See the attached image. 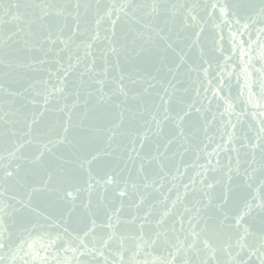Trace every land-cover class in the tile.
Masks as SVG:
<instances>
[{"label":"snow or ice","instance_id":"obj_1","mask_svg":"<svg viewBox=\"0 0 264 264\" xmlns=\"http://www.w3.org/2000/svg\"><path fill=\"white\" fill-rule=\"evenodd\" d=\"M12 7L16 12L12 13L9 10L6 15L11 16V21L25 24L27 31L18 28L17 32H13L6 39L0 36V48L11 49L16 53L40 52L46 58L48 53L53 51L52 46L58 42L63 45L60 51L69 48L72 36L62 38L64 29L59 26V21H66L68 17L76 21L73 35L79 31L82 20L87 23L90 12L95 15L97 29L105 21L110 25V29L106 30L103 37L107 42V49L102 73L96 71L94 60L91 64L85 63L79 84L73 85V90L68 91L69 85L66 82L68 73L81 64V58L77 57L76 64L69 63L67 68L61 65L58 69L62 70L64 75L57 78L58 86L52 92L36 93L37 96L43 95L44 110L39 116H43L44 111L49 110L48 105L53 99H56L57 103L61 99L64 101L55 109L67 117L61 125L62 132L42 143L40 151L31 160L23 155V150L26 145L33 143L32 132L33 125L38 123L37 114H32L31 122L25 121L27 131L18 133L16 129L10 128L4 133L5 136L19 137L12 141L13 149L8 152L9 158L25 160L31 165L39 166L46 177L41 186L31 188L27 201H19L21 208L16 209L18 212L31 207L32 193L58 192L57 185L70 179L76 169H84L87 165L91 177L93 162L99 161L101 157L115 158V167L112 168L114 175L108 174L103 181L104 192L108 193L111 188L112 196H98L94 201L95 188L91 182L88 183L84 189L87 192V199L79 204L84 212L83 233L69 234L71 240L67 242L68 247L64 250L73 254L72 259L57 260V264H246L240 259L241 254L245 252L249 259L256 257L259 264H264V195L258 202H246L244 211L236 216H232L226 207L229 203L231 192L229 185L233 173L244 176L247 181L253 180V174L257 171L264 174V66L255 69L260 77L259 100H253L249 85V102L253 103L254 107L262 109L259 113L261 117L258 121L259 127L254 130L252 137L247 134L237 137L236 125L230 118L226 121L232 131L227 133L226 142L217 145L215 151L217 157L220 151L234 152L236 165L232 166L230 158L225 173L227 185L219 197L214 194V190L221 181L213 183L209 180V169L202 165L204 171L197 173V176L201 177L198 182L199 188L195 187L197 184L195 179L191 181L193 185L191 192H199L202 198L195 200L193 207L189 208L184 204V197L189 194L188 184L181 185L183 193L177 190L175 200L170 203L169 198L164 196L161 190L165 188V182L173 168L178 175L180 173L179 166L175 164V157L182 156L180 149L187 151L186 142L189 135L184 127L185 118L190 117L193 111L200 113L201 109L195 107V104H186L181 111L173 115L172 104L179 91L177 85L182 83L177 76L185 63V57L180 55L179 63L174 67L165 61L169 50L176 51L173 45L180 39L181 32L188 28H199L200 32H203L201 21L194 14L197 5L188 7L168 4L164 0H151L150 3L126 0V3L116 8L115 5H102L99 0L95 4L82 3L81 0H76L74 4L71 2L56 4L45 0L43 3H17ZM217 7L227 23H235L245 29L249 27L248 23L241 24L235 13L232 14L233 20H228L231 5L227 3L211 5L213 10ZM181 8L185 10L184 13L179 12ZM178 15L183 16L179 24ZM257 15L264 20V0H261ZM122 19L129 25L138 26L129 27L134 36L130 42L131 46L117 40V24ZM0 22H3L2 18ZM200 32L194 33L196 38L192 41L193 45L198 44ZM18 33H22L20 39L13 40V36ZM100 38V32L97 30L83 46L90 50ZM46 44L49 45L47 48ZM108 54L115 58L114 68L118 75L111 78L115 87L105 91L112 66L107 59ZM85 55L90 56L91 52L87 51ZM121 55L139 62L134 65L132 72L120 70ZM203 55L201 50V56ZM69 59L71 60V57ZM261 59L264 60V55ZM35 62L44 64L47 61L39 59ZM204 62L208 63L207 60ZM149 68H154L156 74L166 69L172 74V79L167 82L158 79L156 74L148 71ZM192 71L197 69L189 66V72ZM203 71L207 77L208 68H204ZM245 73L247 77V69ZM85 75L88 77L87 80L84 79ZM138 84L141 86L138 89L131 87ZM157 85L162 91H153ZM199 94L197 91V95ZM217 95L218 90L213 91V96ZM70 96L73 98L71 104L67 103ZM175 102L182 103L178 99ZM29 103L35 105L39 101L33 98ZM224 103L226 107L221 116L231 114L233 111V105L229 100L224 99ZM78 108L82 110L78 121L74 123L72 111ZM66 109L69 111H65ZM253 116H256V113H253ZM85 121L89 122L87 137L77 139L69 135L70 129L84 126ZM169 121L173 123L174 128L165 134L164 126ZM123 137L129 138L130 150L122 147L120 138ZM101 142L104 144L103 149L93 147L94 144ZM174 144L177 148L170 155V149ZM61 146L68 148V155L56 154L54 150ZM241 149H246L244 155L251 157L250 161H246L249 167L243 172L240 168ZM46 155L54 157L55 162L45 166ZM3 159L4 157L0 156V160ZM105 166L112 165L109 163ZM219 166L220 161L217 158L216 167L212 170L215 171ZM124 171L128 173L126 178L120 175ZM20 173L21 165L17 164L12 170L5 169L4 178L16 179L17 183H22L25 177ZM178 175L172 176L171 179L175 181ZM248 187H251V184H248ZM172 188H177V185L172 184ZM260 189L264 190V180H261ZM154 193H160L163 198L156 200ZM68 195L72 193L69 192ZM255 200L254 197L253 201ZM178 206H183V213L177 211ZM76 207L74 204L73 209ZM3 211L4 209L0 208V212ZM254 212L262 217L258 232H253L252 227L244 222L245 217ZM175 216H179V219L170 220ZM32 227L42 228L44 225L36 222ZM64 231L67 232L68 229L65 228ZM10 235L3 217L0 216V250L9 247ZM249 237L254 238L252 244L247 242ZM0 264H7L4 256H0Z\"/></svg>","mask_w":264,"mask_h":264},{"label":"water","instance_id":"obj_2","mask_svg":"<svg viewBox=\"0 0 264 264\" xmlns=\"http://www.w3.org/2000/svg\"><path fill=\"white\" fill-rule=\"evenodd\" d=\"M45 0H0V36L5 39L13 32H17L18 28H24L27 31L26 25L23 23L11 21V16L6 13L11 10L12 13L16 9L12 7L17 3H43ZM47 2L64 4L75 3L76 0H47ZM82 3L88 2L95 4L97 0H81ZM102 5H115L119 8L126 0H99ZM134 3L146 2L151 0H133ZM168 4H178L191 7L197 5L195 13L201 21L203 32L199 28H188L180 34V39L173 47L175 52L169 50L165 63L174 67L179 63L180 55L185 57V63L180 68V73L177 79L182 83L177 85L179 91L172 104L173 115L177 111H181L186 104H195V107L200 108L201 112L186 117L184 127L189 139L186 142L187 151L180 149L181 155L175 157V164L179 166L180 173H176L173 168L170 172L165 188L161 190L164 196L169 198V203L175 200L177 190L183 193L184 189L181 185L188 184L189 194L184 197V204L191 208L194 201L201 199L199 192H191L193 187L191 181L195 179L199 188L200 176L198 172H203L202 165L208 167V178L213 183L217 180L221 183L216 185L214 194L219 197L227 185V176L225 173L228 170L229 159L231 158L232 166L236 165V154L231 151H220L217 157V145H221L227 140V133L232 129L227 125L226 121L230 118L232 123L236 125V136L242 137L247 134L249 137L254 136V130L259 127L258 121L261 119L259 113L262 109L254 107L253 103L249 102V85L253 93V100L260 99L259 73L255 69L264 66V60L261 59L264 55V20L257 15L261 6V0H164ZM213 3L231 5L229 9L228 20H233L235 17L241 20V24L248 23L247 29L242 28L235 23H227L220 13L219 7L215 10L211 8ZM184 9H179L180 13H184ZM83 16V13H82ZM183 16H177V23L182 22ZM254 21V22H253ZM76 21L72 17H68L66 21L60 20L59 26L64 29L62 38L67 39L72 36V42L69 48L60 51L63 45L59 42L53 47V51L48 53L45 58L40 52L32 53H16L11 49L0 48V156L4 159L0 160V208L4 211L0 212L3 217L4 225H6L10 235L8 241L9 247L0 250V256H4L7 264H57V260L63 261L68 259L71 261L72 253L65 251L68 247V241L71 240L69 234H82L84 230L83 217L84 212L79 207L82 200L87 199V188L89 182L94 185L93 193L94 201L98 196H112L111 188L108 193L104 192L103 181L108 174H113L112 168L115 167V158L101 157L99 161L93 162L91 165V177L88 174V166L84 169H76L71 178L57 185L58 192L49 193L46 191L32 193L31 207L20 209L19 201L28 200V195L33 186H41L46 179L43 170L39 166L29 164L25 160H14L9 158L8 152L13 149L12 141L19 137L5 136L10 128L16 129L18 133L27 131L24 126L25 121L31 122L32 114L36 113L38 123L33 125L32 138L33 143L26 145L23 150V155L31 160L41 149L42 143L47 142L49 138H54L62 132L61 125L67 119L62 112L55 109L60 107L64 101L61 99L57 103L53 99L48 105L49 110L44 111L43 116L39 113L43 111V95L37 96L36 93L52 92L58 86V77L64 75L60 69L61 65L67 68L69 63L76 64V58H81V64L70 70L66 79L68 83V91L73 90V85H78L80 74L84 71V64H91L95 61V69L102 73L105 66L104 60L107 49V42L103 39L106 30L110 29V25L105 21L102 22L97 29L95 24V15L90 12L87 17V23L83 20L80 23L79 31H75ZM219 27H216V25ZM129 27H138L135 24L129 25L122 19L117 24V40L119 43L130 45L134 38L129 31ZM100 32V39L95 41L92 49L88 50L83 45L90 41L92 35L96 31ZM55 31V29H54ZM200 32L199 42L196 45L192 41L196 38L194 33ZM110 34V32L108 33ZM22 33L13 36V40H19ZM55 38V37H54ZM49 45H45L47 48ZM19 47V45H15ZM203 50V57L201 56ZM87 51L91 52L90 56H86ZM5 53H8L5 55ZM179 54V55H178ZM71 57V60L69 59ZM39 59H46V63L40 64ZM110 62L109 82L106 85L105 91L114 88L112 77L117 76V70L114 68L115 58L110 54L107 55ZM207 60L206 64L204 61ZM59 61V63H57ZM139 63L131 58L126 59L124 55L120 57V70L132 72L134 65ZM10 64V66H9ZM209 64L211 67H209ZM143 66V65H142ZM189 66L197 69V71L189 72ZM208 68L207 77L203 69ZM245 69L248 76L246 77ZM148 71L155 73L154 68H149ZM55 74V75H53ZM230 74V75H229ZM158 79H172V74L166 69L156 74ZM85 75L84 79L87 80ZM210 81V83H209ZM175 83V81H173ZM140 88L141 86H131ZM218 90V95L213 96V91ZM153 91H162L159 85ZM199 91V95H197ZM12 93H18L13 95ZM55 95V94H54ZM229 100L233 105L231 114L221 116L225 111L224 99ZM35 98L39 103L33 105L29 103ZM70 96L67 103H72ZM118 99V98H116ZM176 99L182 103H176ZM211 101V103H209ZM82 109L72 111L73 122L76 123L79 119V113ZM65 111H69L66 109ZM256 113V116H253ZM88 121H85L84 126L70 129L69 135L77 139L87 137ZM174 125L171 121L164 126L165 134H168ZM223 137V139H222ZM122 147L131 148L129 138H120ZM239 146V141L237 143ZM94 148L103 149L104 144L97 143ZM177 148L173 145L170 149V155ZM57 155H68V148L61 146L54 150ZM246 149H241L240 153V168L241 172L249 165L246 161H250V156H245ZM217 158L220 161V166L215 171ZM259 159V156H257ZM211 160V164H209ZM54 157L46 155L45 166L49 163H54ZM111 164V167H106V164ZM17 164L21 165V176L25 179L22 183H17L16 179H5L4 171L12 170ZM122 166V165H121ZM258 167V165H253ZM119 171V169H117ZM251 171V169H249ZM121 177L126 178L128 173L124 171L120 173ZM178 179L173 181L172 176H177ZM254 179L247 181L244 176L232 174V181L229 185L231 192L229 193V203L226 206L232 216L241 214L244 211L246 202H258L259 198L264 195V190L260 189L261 180H264V174L257 171L253 174ZM99 182V183H97ZM172 184L177 185V188H172ZM251 184V187H248ZM171 188V191L168 189ZM72 195H68V193ZM156 200L162 199L160 193L153 194ZM256 198L253 201V198ZM77 205L73 209V205ZM33 209L35 211H33ZM177 211L183 213V206H178ZM51 217V219H46ZM179 216L170 218V220H178ZM262 217L255 212L250 216L245 217V221L252 227L253 232H258L259 224ZM39 222L44 227H32L33 223ZM123 228V226H121ZM177 227L179 225L177 224ZM68 231L65 232L64 229ZM60 237L59 239L57 237ZM55 241V243H53ZM249 244L254 242L253 237H249ZM74 246V245H73ZM158 254V252L156 253ZM144 257H141L143 259ZM240 259L246 264H259L256 257H251L245 253L241 254Z\"/></svg>","mask_w":264,"mask_h":264}]
</instances>
